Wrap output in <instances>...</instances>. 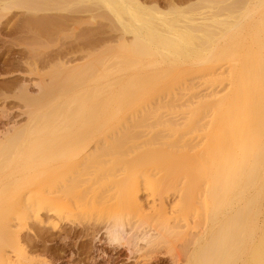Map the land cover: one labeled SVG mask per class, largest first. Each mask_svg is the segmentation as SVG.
<instances>
[{
  "label": "bare ground",
  "instance_id": "bare-ground-1",
  "mask_svg": "<svg viewBox=\"0 0 264 264\" xmlns=\"http://www.w3.org/2000/svg\"><path fill=\"white\" fill-rule=\"evenodd\" d=\"M87 1L122 35L19 93L24 123L0 130V264H34L28 222L57 229L74 211L107 216L109 243L263 264L264 0H0V18Z\"/></svg>",
  "mask_w": 264,
  "mask_h": 264
},
{
  "label": "rangeland",
  "instance_id": "rangeland-1",
  "mask_svg": "<svg viewBox=\"0 0 264 264\" xmlns=\"http://www.w3.org/2000/svg\"><path fill=\"white\" fill-rule=\"evenodd\" d=\"M142 1L147 4L156 2L166 8L169 2L176 1L179 2L177 5L185 6L196 0ZM87 2H82L80 6L72 5L70 11L62 12L61 15L53 12L48 13L51 14L49 16L41 12L33 16L21 7L0 18V130L4 131L12 124L24 123L26 107L18 98L23 87L35 95L37 85L42 83L41 79L47 82L50 74L62 69L63 65L72 67L82 64L91 57L90 54L118 44L122 34L115 18ZM46 18L59 22L46 26L34 24ZM126 38L130 39V36ZM168 201H175L173 192L168 195ZM43 218L44 223L30 220L22 230L24 247L34 264H186L188 258L189 246H185L187 242L183 245L185 241L179 239L171 238L172 243L151 248H143L144 243L139 240L109 243L105 235L108 217L95 212L74 211L60 221L57 229L52 227L45 214ZM130 226L126 225V231H136ZM143 231L140 229L138 233ZM257 243L262 244L260 248L264 252V239L260 238ZM262 251L257 252V256L261 255L258 258L264 264ZM225 254L219 253L215 264H224V261L226 264L238 255L232 254L233 257H230V253ZM220 255L225 259L220 260Z\"/></svg>",
  "mask_w": 264,
  "mask_h": 264
}]
</instances>
